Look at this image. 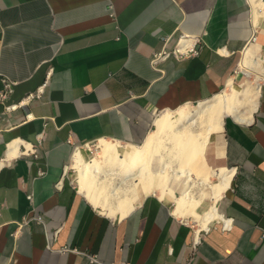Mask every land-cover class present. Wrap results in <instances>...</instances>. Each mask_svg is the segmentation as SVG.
I'll list each match as a JSON object with an SVG mask.
<instances>
[{"label":"crops","instance_id":"0c3cea01","mask_svg":"<svg viewBox=\"0 0 264 264\" xmlns=\"http://www.w3.org/2000/svg\"><path fill=\"white\" fill-rule=\"evenodd\" d=\"M257 28L249 0H0L7 102L47 83L26 106L0 102V264H264V82L249 119L228 114L209 136L199 169L231 176L221 218L197 238L168 198L148 194L112 219L66 176L83 144L141 143L159 112L234 83L241 50L264 47ZM183 33L196 51L154 68Z\"/></svg>","mask_w":264,"mask_h":264},{"label":"bare ground","instance_id":"6f19581e","mask_svg":"<svg viewBox=\"0 0 264 264\" xmlns=\"http://www.w3.org/2000/svg\"><path fill=\"white\" fill-rule=\"evenodd\" d=\"M250 2L254 6V23L264 15V2ZM190 35L177 42L173 53H180L183 46L193 45L196 36ZM246 48L242 50L239 66L253 79L241 83L240 89L234 86L231 78L225 88L209 98L166 108L154 118V127L141 143H122L118 139L100 137L97 156L89 160L81 149L76 148L71 161L78 171L77 190L112 219L124 218L149 193L161 199L171 196L174 214L189 213L198 221L196 238L201 228H207L210 221L221 218L217 201L229 185V170L226 167L208 168L199 172L193 165L204 156L210 134L220 130L225 115L245 121L256 108L264 82V53L253 58ZM16 142L9 143V148H14ZM155 156L159 157L157 170L152 168ZM179 176H184V181L179 193H175L170 179ZM204 197L210 198L211 203L205 210L198 211Z\"/></svg>","mask_w":264,"mask_h":264},{"label":"rangeland","instance_id":"374dc122","mask_svg":"<svg viewBox=\"0 0 264 264\" xmlns=\"http://www.w3.org/2000/svg\"><path fill=\"white\" fill-rule=\"evenodd\" d=\"M260 2H264V0H259ZM250 2V0H249ZM250 5L252 7V9L254 8V6L252 5V3L250 2ZM257 23V24H256ZM254 25L256 26L257 29H261L264 31V15L260 16L258 18V21L254 22ZM251 51V50H250ZM252 52V51H251ZM253 53H259V54H262L264 53V47L262 46V48H259L257 49L255 52ZM259 54H256V55H252L253 58L257 57ZM241 54H239L238 56V61H239V58H240ZM238 61H237V65L236 67L234 68V70L231 72L230 76L232 77H235L234 78V86L238 89L241 88V83L242 82H247V80H251L253 79V77L250 75L248 76L246 74V70L243 69L242 67L238 66ZM241 72V76L239 77H236L239 73ZM264 84V83H263ZM224 87V86H223ZM190 103H195V102H190ZM159 112V111H158ZM164 113V111H161L159 112L157 115L159 114H162ZM226 116V115H225ZM225 120L227 117H224ZM154 127V126H153ZM152 127V128H153ZM102 138H105L106 140H114L115 138H109V137H102ZM122 143H126L125 141H122L120 140ZM98 139H95V140H92L90 142H87L86 144H83L80 149L81 151L83 152V155L84 157L89 160L91 158H94V156H97V153L99 151V147H98ZM88 144V145H87ZM158 159L159 157L158 156H155L153 158V161H152V168L157 170L159 168V162H158ZM199 163H196L193 165V168L199 172H203L204 170H200L199 169V166L202 162V158L201 160L199 161ZM66 176L71 180L73 181V184L76 186V189L78 187V181H77V178H78V171L76 170L75 167H73L72 165V161H71V156L69 157V159L67 160L66 162ZM212 179L216 180L217 177L216 176H211ZM171 181V182H170ZM170 185L171 187H173L175 189V193H179L180 191V188L182 187L183 185V181H184V176H179V178H171L170 179ZM151 194V193H149ZM169 201H170V204L172 205V207L174 206V200L171 196H169ZM211 203V199L208 198V197H204L202 202L198 205L197 207V210L198 211H203L206 209L207 205ZM97 208V207H96ZM205 208V209H204ZM98 209V208H97ZM99 210V209H98ZM183 219L188 222L189 224H191V226H193V228H198L199 227V224H198V221L191 215V214H185L183 215ZM198 225V226H197ZM202 231V230H201Z\"/></svg>","mask_w":264,"mask_h":264},{"label":"built area","instance_id":"2783aa9c","mask_svg":"<svg viewBox=\"0 0 264 264\" xmlns=\"http://www.w3.org/2000/svg\"><path fill=\"white\" fill-rule=\"evenodd\" d=\"M188 34L189 33L181 34L178 37L177 41H180V39L182 37H184V36H186ZM255 39H256V35H255V32H254L252 34V37H251L250 41L255 43V41H256ZM194 45L195 44L181 47V52L180 53H173V46L172 47L163 46L161 50H158V51L154 52V54H153V56L151 58L152 66L154 68H158V66H157L158 63L161 62L162 60L166 59L167 57L171 56V55L175 56V57H182L184 55L189 54L190 52H194V51H196ZM242 50H241V53H242ZM1 82H2V86L0 87V102L3 104L5 111H10V110L15 109V108H17L19 106H26L32 100L41 97L42 92L44 91L45 85L47 84L46 82H44L43 84L38 86L35 91L28 92L25 96H23L18 101H9V102H7V100L10 97L11 92L13 91L15 81L10 79V78H7L6 76H4V77H1ZM29 197H30V195H29ZM197 242H198V240H196L195 237H194L193 246H195L197 244Z\"/></svg>","mask_w":264,"mask_h":264}]
</instances>
